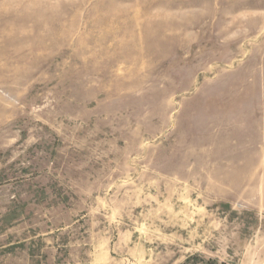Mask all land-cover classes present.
Masks as SVG:
<instances>
[{
    "label": "rangeland",
    "instance_id": "374dc122",
    "mask_svg": "<svg viewBox=\"0 0 264 264\" xmlns=\"http://www.w3.org/2000/svg\"><path fill=\"white\" fill-rule=\"evenodd\" d=\"M0 264H264V0H0Z\"/></svg>",
    "mask_w": 264,
    "mask_h": 264
}]
</instances>
